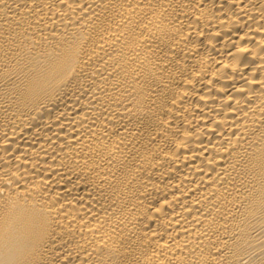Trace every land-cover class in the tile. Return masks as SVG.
I'll return each mask as SVG.
<instances>
[{
	"label": "bare ground",
	"instance_id": "1",
	"mask_svg": "<svg viewBox=\"0 0 264 264\" xmlns=\"http://www.w3.org/2000/svg\"><path fill=\"white\" fill-rule=\"evenodd\" d=\"M0 264H264V0H0Z\"/></svg>",
	"mask_w": 264,
	"mask_h": 264
}]
</instances>
